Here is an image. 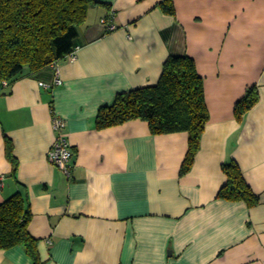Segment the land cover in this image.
<instances>
[{
    "label": "crops",
    "instance_id": "crops-1",
    "mask_svg": "<svg viewBox=\"0 0 264 264\" xmlns=\"http://www.w3.org/2000/svg\"><path fill=\"white\" fill-rule=\"evenodd\" d=\"M95 1L76 60L59 62L61 86H41L54 79L49 66L0 95V205L25 197L40 264H264V0H174L175 16L164 0ZM170 56L195 61L210 116L183 176L187 133L153 135L144 121L96 129L100 108L157 85ZM250 88L259 103L239 122ZM54 115L67 122L70 179L48 160ZM231 161L257 205L218 198ZM0 264L34 261L18 246Z\"/></svg>",
    "mask_w": 264,
    "mask_h": 264
},
{
    "label": "trees",
    "instance_id": "trees-1",
    "mask_svg": "<svg viewBox=\"0 0 264 264\" xmlns=\"http://www.w3.org/2000/svg\"><path fill=\"white\" fill-rule=\"evenodd\" d=\"M97 5L95 0H0V95L23 76L66 60L78 48L80 32L91 8ZM160 8L167 15L176 14L174 0H164ZM259 99L256 88L248 89L235 107L239 122ZM209 119L204 81L195 61L188 56H170L157 85L118 94L111 105L100 108L96 129L144 121L153 135L187 133L189 149L181 170L183 176L193 167ZM7 156L16 178L19 163L9 140ZM222 169L227 183L218 198L246 201L249 206L259 203L236 162L224 164ZM31 217L22 193L0 205V251L21 246L34 264H40L38 240L28 230Z\"/></svg>",
    "mask_w": 264,
    "mask_h": 264
},
{
    "label": "built area",
    "instance_id": "built-area-1",
    "mask_svg": "<svg viewBox=\"0 0 264 264\" xmlns=\"http://www.w3.org/2000/svg\"><path fill=\"white\" fill-rule=\"evenodd\" d=\"M101 26L104 28L106 33L116 31V26H114L109 18H104L101 20ZM78 49V48H77ZM77 49L70 54L66 61L74 62L76 60ZM54 70V79L51 83H42L41 86L46 89H54L62 85V79L59 69V62H55L51 65ZM53 130L55 132V140L52 147L48 153V160L50 164L58 169H60L65 176L70 179L72 177L73 171V152L72 144L70 142L69 136L66 132L67 122L66 120L54 115L53 119ZM3 187V178H0V189Z\"/></svg>",
    "mask_w": 264,
    "mask_h": 264
}]
</instances>
